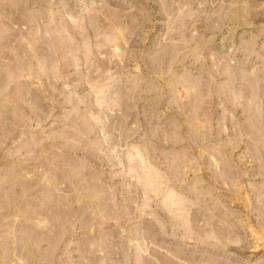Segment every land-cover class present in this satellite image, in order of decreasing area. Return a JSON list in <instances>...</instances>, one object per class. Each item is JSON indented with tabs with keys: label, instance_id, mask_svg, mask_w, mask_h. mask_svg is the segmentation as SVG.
Wrapping results in <instances>:
<instances>
[{
	"label": "rangeland",
	"instance_id": "rangeland-1",
	"mask_svg": "<svg viewBox=\"0 0 264 264\" xmlns=\"http://www.w3.org/2000/svg\"><path fill=\"white\" fill-rule=\"evenodd\" d=\"M0 264H264V0H0Z\"/></svg>",
	"mask_w": 264,
	"mask_h": 264
}]
</instances>
